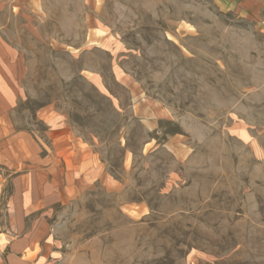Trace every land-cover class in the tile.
Here are the masks:
<instances>
[{
    "label": "rangeland",
    "instance_id": "rangeland-1",
    "mask_svg": "<svg viewBox=\"0 0 264 264\" xmlns=\"http://www.w3.org/2000/svg\"><path fill=\"white\" fill-rule=\"evenodd\" d=\"M0 73L14 129L85 181L35 264H264V13L0 0Z\"/></svg>",
    "mask_w": 264,
    "mask_h": 264
},
{
    "label": "crops",
    "instance_id": "crops-1",
    "mask_svg": "<svg viewBox=\"0 0 264 264\" xmlns=\"http://www.w3.org/2000/svg\"><path fill=\"white\" fill-rule=\"evenodd\" d=\"M219 2L250 17L264 13V0ZM0 76V264H35L42 249L45 208L79 192L85 181L77 165L69 167L65 153L45 156L30 136L14 129L10 114L17 93Z\"/></svg>",
    "mask_w": 264,
    "mask_h": 264
}]
</instances>
